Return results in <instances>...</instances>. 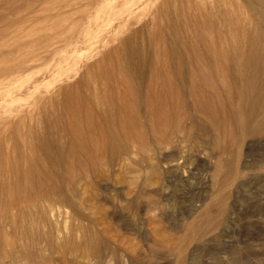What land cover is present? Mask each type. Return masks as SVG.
<instances>
[{
    "label": "rangeland",
    "instance_id": "374dc122",
    "mask_svg": "<svg viewBox=\"0 0 264 264\" xmlns=\"http://www.w3.org/2000/svg\"><path fill=\"white\" fill-rule=\"evenodd\" d=\"M150 10L140 12L134 23L137 25L141 20L139 26L145 25ZM248 19L247 29L253 35L258 29L264 32V25L258 27L249 15ZM146 34L144 40L136 43L142 53L136 51L134 68L123 66L113 70V76L119 79L131 80L134 75L131 86L109 79L97 81L106 68L96 67L86 73L83 69L76 72L72 69L65 72L67 76L63 74L62 80L59 78L58 85L39 88L51 93L44 105H39L30 95L6 103V112L19 107H25V111L19 116L11 115L9 120L0 118L1 243L6 244L4 241L9 237L11 242L14 238L23 240L20 243L27 241L24 245L36 241L42 251L46 246L47 250L54 248L48 252L55 260H49L51 264H234L236 260L238 264H264V126L258 130L241 120L239 115L245 105L239 103L237 93L252 80L249 74L252 68L244 67L246 75L242 77L234 68L233 59L221 63L220 67H230V74L226 76L227 92H222L218 84L207 89L203 81L193 91L188 79L201 63L192 61L181 69V52L177 50L171 55L174 63L160 73L161 77L168 76L173 81L176 97L169 94L152 103L149 90L152 93L154 89L160 95L166 86L164 79L157 83V78L152 77V51ZM188 37L184 35L185 39ZM261 37L264 39V36H253L249 46L262 50ZM119 42L108 44L110 48H119ZM90 49L79 55L83 64H95L101 57L99 47ZM186 57L191 59L193 54L187 52ZM53 62L35 70L36 76L53 69ZM77 81L84 82L77 89L81 97L93 104L82 98L76 109L87 114L86 109L91 106L88 114L93 118V126L82 124L87 123L85 119L79 120L80 125L77 121L85 131H80V135L87 141H83L87 147L85 151L77 148L75 161L79 162L69 169L62 160L46 158L44 150L50 154L62 151L56 141L65 149L73 146L74 124L65 125L59 118L70 103L53 92L59 84L66 87ZM220 91L226 105L222 110L213 98ZM90 92L95 95L90 97ZM133 94L138 96L137 108L133 113H125L118 100L126 96L131 99ZM249 94L255 97L257 90L251 89ZM170 103L179 110L177 117L165 114ZM201 109L219 111L213 125ZM170 120L174 123L169 124ZM89 143L94 150L87 149ZM236 156H239L237 164L234 163ZM77 162L82 163L78 166ZM3 203L8 206L3 207ZM211 222L214 225L207 228L206 224ZM7 245L4 251L14 248L13 243ZM38 247L33 249L39 255H35L38 260L35 258L34 264H48Z\"/></svg>",
    "mask_w": 264,
    "mask_h": 264
},
{
    "label": "bare ground",
    "instance_id": "6f19581e",
    "mask_svg": "<svg viewBox=\"0 0 264 264\" xmlns=\"http://www.w3.org/2000/svg\"><path fill=\"white\" fill-rule=\"evenodd\" d=\"M2 2L3 4L0 6V118L7 117L9 120L11 118V115L15 117V115L13 114L19 116L24 113L25 107H23L24 109L20 107L14 108L12 110H9L8 112L4 110L6 103L13 98H21L30 95V97H35V99L41 103L39 105H44L45 103H47V99L49 97L51 98V93L44 90V92H42L41 89L39 90V88H51V86L58 85V80H62L61 78H63V74L67 76V73L65 74V72L72 69L74 70L72 72H76L77 69H83V72L86 73L93 68L95 69L96 67L100 69L106 68V72L103 70L105 73H100L99 77H97V81L109 79L115 81L116 84L117 82H119L121 83L120 85L123 84L125 86H131V80L132 78L134 79V73L132 74L133 71L131 72V75H133V77H131L130 80L129 77H122L120 79L115 78V76H113V70L115 69V67L122 68L123 66L134 68L136 63V57L134 58L136 51H140L139 53H142L141 46H136V43L140 39L144 40V34L147 33L146 35L149 36V44L147 40L146 42L149 46L150 51H152V59L150 57L153 62L151 69L152 77L154 76L157 78V83L160 82L159 80L164 79L166 86L165 91H162L163 93L160 92L162 93L160 95H158L154 89V91L152 90V93L151 89L149 90L150 92L148 91L152 103H154L153 100H159L160 98L166 96L169 97V94L172 98L175 96V93H173V89L175 87L173 81L168 76V78H164L160 75V73L163 72L164 68L168 67L169 64L174 63L172 62L173 57H171V55L175 51L178 50L179 52H181V56H179L181 69L185 68L187 65H189V63L191 64L192 61H198L201 63V65H198V68L195 69L194 72H191L192 70L190 71L191 75L189 76L188 80L190 81V85L192 84L193 91H197L198 83L203 81L207 89L214 88L218 84L221 86V91L225 92L226 89L229 88V80H226V76H229L230 74L228 73L230 71V67H220V64L229 63L233 59L234 68L237 69L239 76L243 77L246 75L244 67L249 66L250 68H252L251 73H249L252 76V80L249 81L245 85V87H241L237 92L239 95L238 98H240L239 103L245 105L243 107L244 112L242 111L239 116L241 117V120L243 122L244 120H246V122L248 124H251V126L253 125L255 129L260 130L261 127L264 126L263 37H261L262 42L260 43V48L262 50L257 49V47L254 48L249 46V41L253 36H264V32L259 29L255 31L253 30V35V33L250 32L249 28L247 29V25L250 21V19H248V15L252 18L251 20L253 22L257 23L258 27L264 25V9L262 11L264 0H4ZM151 8L152 12L151 10L149 11L151 15L148 14V16L150 17L148 18L145 25H141L140 27V20L139 22H137V25L139 26L138 27L135 24L136 22L134 23L135 18H138L137 15H139L140 12H144V10ZM184 35H187L189 37L185 39ZM117 40H120L119 45L121 46H119V48H110L108 43L111 42L110 44H112V42H115ZM122 46H127V48L124 49L122 48ZM60 47H62V50L60 49ZM93 47H99L101 52L100 59L92 65H88L89 63L83 64L85 62L81 60L82 57L79 56L80 53L86 49L91 50L90 48L93 49ZM85 52L88 51H84V53ZM187 52H191L193 54V57H191V59H188V57H186ZM139 56H141V54ZM52 62L53 67H51L53 69H50L49 72L46 71L47 73H45L41 77H37L39 76L38 74L36 76L37 72L35 70H37L41 66L47 65L48 67V64H51ZM202 64H204L205 67ZM156 78H154V80ZM156 81H153L152 79V82L156 83ZM232 81L233 80H231V82ZM152 82H150V84ZM82 83L84 82L77 81L73 83V85H69L66 87L60 86L61 84H59V88L53 92L59 94L60 96H62L61 98L70 103L69 106L67 105L68 107L65 108V111H63L59 118L62 122H64L63 124H74L73 133H75V139L73 141L70 139L73 148L71 147V149H65L62 147L60 141H56L55 144L62 151H59V153L57 154H50L49 152L44 150L46 158L56 159L58 162L62 160L66 163L69 169L73 168L76 161H78H75V156L77 152H79L76 151L77 148L80 151H85V148L87 147V145L84 146L85 144L83 141L85 140L81 139L82 134L80 135V131L81 133H83L84 129L79 126L80 123L83 121V119H85V122L87 123L82 122V124L93 126V118H91V116L88 114L90 113L89 111L91 109V106L89 110L86 109L89 116L83 113L85 109L82 110V113L84 115L79 113L76 109V107L79 105V101L83 98L77 90L80 85H84ZM204 84L202 85L204 86ZM190 85L188 86L190 87ZM254 88L257 90V95L255 97H251V95L249 94V90ZM221 91L218 93V95L216 92V95L213 96V98L216 99L218 106L222 110L226 105L222 99ZM94 93L95 92H90L88 93V95H90L91 97L92 95H95ZM208 97H206L207 100H209ZM211 98L212 97H210V100ZM83 99L86 103L91 102H87V99L85 100V98ZM137 100V94H133L131 99H127L126 96V98L122 97L118 101L121 105L119 106L123 109V111L130 114L135 112L138 104ZM231 103L232 102L230 101L227 104L230 105ZM90 104H93V102ZM171 104L172 103H170L169 105L171 106ZM234 106L236 105L234 104ZM234 106L231 107L235 108ZM206 109L208 108L206 107ZM166 113L176 115L177 117L179 110L177 111L174 106H171L167 108L165 114ZM201 113L205 116L206 120L210 124H212L215 117L219 114V111L216 113L212 112L211 110L201 109ZM33 114L34 113L32 112V115ZM32 115L31 117H33ZM226 116L228 117L229 115ZM171 117L173 118V116ZM79 120L82 121L80 122ZM77 121L79 122V125H77ZM154 122L155 120L153 121V123ZM163 122H160L161 125L163 124ZM168 123L170 124L171 120L170 122L168 121ZM164 126H166L165 123ZM111 127L112 126H110V128ZM68 142L70 143V141ZM88 145H90V143ZM91 145L88 146L89 148L87 149L93 147L92 150H94V146ZM98 150L100 149L97 148V151ZM97 157L98 154L97 156L95 155V159ZM238 161L239 156H236L234 163L237 164ZM80 163H78V166H80ZM44 184L42 186H39V189H42L40 187L45 186ZM3 204L2 206L5 208L6 206H8L5 205V203ZM219 204L220 206H222L221 202ZM5 211L2 212L4 213ZM92 214L94 215L96 213ZM93 219L95 218L93 217ZM214 223H207V228L212 227ZM51 236H53V234ZM8 239V241L3 240L4 243L8 245L9 243H13L14 248L11 250L9 249V251L7 250L8 248H5L7 251H4L3 248L6 244L3 245V243H1L2 240L0 241V264H34V262H37L35 261V255H39H37L33 251V249L36 250L35 248L40 246V244L38 245L36 241L32 240L34 242H28L31 243L28 247L26 246L28 243L24 245V243H26L27 241H24V243H20L23 242V240L18 241L14 238V241L11 242L9 237ZM40 242L42 244V240H40ZM32 244L34 245L32 246ZM46 247L44 251H42L41 247H38V249H40L38 251L44 252L42 254V258L44 257L47 263L49 260H52L51 262H53L54 259H51V253L48 252L52 251L54 248H49L51 250H47L48 247ZM69 248L73 247H71L70 245ZM38 251L36 252L38 253ZM40 257L39 259L41 260ZM74 257L72 256L73 259ZM36 259L38 260V258ZM43 263L45 264V262ZM238 263V260L234 262V264Z\"/></svg>",
    "mask_w": 264,
    "mask_h": 264
}]
</instances>
